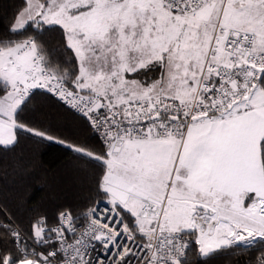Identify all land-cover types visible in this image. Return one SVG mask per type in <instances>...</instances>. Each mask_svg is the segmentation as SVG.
Here are the masks:
<instances>
[{
    "label": "snow or ice",
    "instance_id": "1",
    "mask_svg": "<svg viewBox=\"0 0 264 264\" xmlns=\"http://www.w3.org/2000/svg\"><path fill=\"white\" fill-rule=\"evenodd\" d=\"M226 3L227 11L224 4L220 5L225 23L221 25L217 20L218 34L213 39L223 44L229 63L209 62L207 78L185 77L194 93L191 103L169 95L154 106L153 83L145 85L128 74L160 63L163 71L153 82L163 78L164 65L169 64L173 48H165L160 40L164 33L154 14L159 8L171 13L176 22L185 13L195 15L209 5V0H25L11 31L29 21L61 25L79 66L71 87L63 83L64 76L57 70L42 66L35 42L24 40L0 47V78L8 83V89L0 95V146L16 143L17 127L48 136L14 118L28 90L44 87L79 106L93 128L105 137L106 154L99 156L59 137L48 138L105 163L101 190L108 194L113 211L118 205L130 212L136 230L148 238L145 248L149 254L140 264H180L170 254H158L152 241L183 230L197 233L196 243L202 255L233 241L264 238V102H260L264 98V52L256 57L247 54L257 34V21L264 32V0ZM233 8L247 22L240 29L230 30L228 17L230 13L235 15ZM136 48L154 58L135 56ZM210 51L215 58L216 51ZM125 52L131 59H126ZM221 68L227 70L222 73ZM239 68L247 70L241 73L236 71ZM120 84L122 88H118ZM125 89L144 90L146 98L124 99L129 95ZM101 110L106 115L97 118ZM160 138L169 143L163 147L152 143ZM173 138H179V148L174 153L171 149L177 141ZM236 173L251 178L234 179ZM24 202L21 199V204ZM92 211L94 208L85 213L91 225L81 236L95 230L94 239L107 241V247L119 233L92 219ZM58 219L60 223L52 231L62 250H69L63 264H91L79 239L65 241V228L73 230L72 213L65 209L58 213ZM46 227V218L37 215L31 224L36 240L44 236ZM0 229V264H53L49 258L56 256L55 251L45 255L26 249L19 225L10 227L0 221ZM122 230L133 239L126 224ZM130 251L125 247L119 259L123 260ZM252 264H264V251Z\"/></svg>",
    "mask_w": 264,
    "mask_h": 264
},
{
    "label": "trees",
    "instance_id": "2",
    "mask_svg": "<svg viewBox=\"0 0 264 264\" xmlns=\"http://www.w3.org/2000/svg\"><path fill=\"white\" fill-rule=\"evenodd\" d=\"M24 6L25 0H0V47L31 39L46 66L63 75L64 83L71 87L78 73V62L66 43L65 30L61 25L29 21L22 28L11 31L16 13ZM162 71L160 63H152L128 76L149 83L158 79ZM261 82L264 83V77ZM5 91L0 85V95ZM14 118L19 124L43 131L48 136L34 135L17 127L16 143L0 146V221L10 227L19 225L26 249L39 253L37 249H45L46 246L36 249L30 245L34 239L31 224L37 215H43L46 225L50 226L57 222L58 213L67 209L79 222L83 213L96 202L110 200L108 194L101 190L105 163L48 137H59L99 156L106 154L107 146L96 136L87 117L46 91H31L15 109ZM21 199L25 200L24 204H21ZM116 207L127 223L135 227L131 213L121 206ZM188 235L191 243L182 264H252L255 257L264 251V238L254 237L233 241L202 255L194 232H188Z\"/></svg>",
    "mask_w": 264,
    "mask_h": 264
},
{
    "label": "built area",
    "instance_id": "3",
    "mask_svg": "<svg viewBox=\"0 0 264 264\" xmlns=\"http://www.w3.org/2000/svg\"><path fill=\"white\" fill-rule=\"evenodd\" d=\"M218 3L224 4L225 0H209L210 6L205 5L204 7H201L199 11L196 12L195 15H192L191 13H185L184 17H187L194 21H199L201 22L202 25H207L209 21L208 20L209 16L211 15L215 7L218 5ZM220 14L221 12L219 11L215 20L212 21L213 23L211 24V27H210L209 41H208L204 56L202 58V63H201V67L199 70L197 80L202 79V78H207V76L209 75V72H208L209 62L214 63L216 65H220V64L227 65L229 63L228 53L225 51L223 44H217L213 39L214 35L218 34V28L216 27L217 20L219 21L221 25L224 24L220 20ZM240 28L241 27L229 25L230 30L240 29ZM213 49L216 51L215 58L211 56L210 50H213ZM260 52H264V35L257 33L254 40L252 41V48L247 54L253 57H256L258 56ZM37 55L41 58L42 66L45 69H49L44 63V61L42 60V57L38 52H37ZM226 70H227L226 68H221L222 73ZM246 70H247L246 68L236 69V71L241 72V73L245 72ZM212 75H213V80H214L215 76L214 74ZM231 75L235 76V72H231ZM63 83H64V80H63ZM0 85L5 90L8 89V83L1 78H0ZM36 89L41 90V91H46L47 93L53 95L55 98H57L60 102H62L64 105H66L70 109L87 117L79 106L69 104L66 100L56 95L52 90L44 88V87H35V88L28 90L24 98H26L27 95L31 91L36 90ZM169 95L172 96L173 99H181L185 103H191V101L193 100L194 93L192 92L191 95L185 96V95L171 94L168 92L159 91L157 93L152 94L153 105L154 106L159 105L162 98L165 96H169ZM145 98H146V95L138 96V97H134L130 99L143 101ZM101 115H106V113L103 110H101V113L97 115V118H99V116ZM141 126H146V124H142ZM91 127L94 133L96 134V136L101 141V143L107 146L105 137L103 136L102 132L94 129L92 124H91ZM175 139L179 140V138H175ZM158 140L166 141L167 139L160 138ZM158 140H153V141H158ZM92 208H94V211H92L90 214L92 219L96 220L98 223L105 224L110 228H114L119 233V235L115 238V240L111 243H108V246L105 247L104 245L105 243H107V241H101V240L94 239V236L96 235L95 230L88 232L86 236H83V237L81 236V233L88 230L91 225V219L89 215L85 214L88 210L87 209L83 213L81 221L77 222L72 218L71 225H72L73 230H69L65 228L64 230L65 241L67 243H72L79 239L81 241V244H80L81 250L83 251L84 254L90 257L91 264H98V262L100 261H102L103 264H140L141 260H143V258L149 254V250L145 248V244L148 243V238L144 234L137 231L136 227L132 228L127 223V221L122 217L117 207H116V210L113 211V205L111 204L110 200H100L96 202L89 209H92ZM59 223L60 222L57 217V222L54 225H50L46 227L44 236L40 240H36V238H34L30 244L33 248H36V249L37 247L42 246V245L46 246L45 249H41V250H39V248L37 249L38 252H43L45 255H47V253L50 251H55L56 256L49 258L50 261L53 262V264H63V261L66 258V255L69 254L68 249L62 250V245H61L60 240L58 239L56 233L52 231V228L58 226ZM125 224L128 226L130 231L133 233V239H129L128 234L122 230V226ZM188 232H194L195 238H197V233L195 231L187 230V231H181L179 233L172 234L171 236H168L167 234H165L164 236H158L156 239L152 241V245L155 249H157L158 254L165 255V256L170 254L174 256L176 259H178L180 264H182V260L184 259L186 251L189 248L190 243H191V237L188 235ZM168 240H171L172 243L169 244ZM125 247L129 248L131 251L128 253V255H126L123 258V260H121L119 259V257ZM198 250H199V245H198ZM31 251L32 249H29V252Z\"/></svg>",
    "mask_w": 264,
    "mask_h": 264
},
{
    "label": "rangeland",
    "instance_id": "4",
    "mask_svg": "<svg viewBox=\"0 0 264 264\" xmlns=\"http://www.w3.org/2000/svg\"><path fill=\"white\" fill-rule=\"evenodd\" d=\"M220 5L221 4L218 3L209 16L207 25H202L199 21L185 20L182 18L173 22L174 18H169L168 16L166 17L160 9L158 13H154L158 15V22L164 33V35L160 37V40L164 42L165 48L172 47L173 51L169 57V64L164 65L163 78L155 82L152 80L149 83H144L145 85L153 83L152 94L163 91L171 94L185 96L191 95L193 90L187 86L185 77L189 79L198 78L202 58L210 37V27L213 23L212 21L215 20L218 12L220 11ZM224 5L225 11H227L226 0ZM232 12L235 13V15L231 13L229 14V25L241 27L242 24L244 25L247 22L246 18H243L240 13L236 12L235 8H233ZM220 20L222 23H225V17L222 13L220 14ZM254 27L256 28V33H261V35L264 33L260 31L259 21L256 22ZM178 37L179 40H177ZM156 47H159V45H156ZM152 51V49L149 50V52ZM134 55H145L148 59L154 58L140 48L134 49ZM125 57L126 59H131L128 52H125ZM129 78L134 79L130 76ZM122 87L123 84L118 85V88ZM157 89H159V91H157ZM125 91L129 92V95L124 99L147 95L144 90L131 92L130 89H125ZM260 102H264V98H260ZM177 148H179L178 141L171 149L173 153ZM241 174L242 173H236L233 178L241 180Z\"/></svg>",
    "mask_w": 264,
    "mask_h": 264
},
{
    "label": "crops",
    "instance_id": "5",
    "mask_svg": "<svg viewBox=\"0 0 264 264\" xmlns=\"http://www.w3.org/2000/svg\"><path fill=\"white\" fill-rule=\"evenodd\" d=\"M140 2L141 3H144V2H146V0H140ZM152 2L153 3H156L157 2V0H152ZM160 9V11H162L164 14H165V16L167 17H169V18H171V14H169L165 9H163V8H159ZM179 18H182V19H185V20H191V19H189V18H187V17H184V16H182V17H179ZM178 18V20H180ZM193 21V20H192ZM259 34H261V33H259ZM262 35H264V33H262ZM2 79V78H1ZM185 137H186V135H185ZM173 139H175V138H173ZM176 141H179L178 139H175ZM152 143H154V144H156V145H158V146H160V147H163V146H165V145H167L168 143H169V140H166V141H161V140H158V141H152ZM174 147V146H173ZM172 147V148H173ZM242 175V179H241V181H243V180H247V179H249V178H251L248 174H241ZM134 224H135V227L137 228V226H136V222H135V218H134ZM183 231H187V230H183ZM252 238H254V237H252ZM252 238H248V239H252Z\"/></svg>",
    "mask_w": 264,
    "mask_h": 264
}]
</instances>
